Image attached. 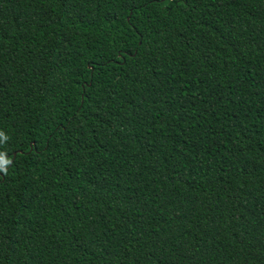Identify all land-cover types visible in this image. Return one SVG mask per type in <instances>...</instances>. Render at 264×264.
Segmentation results:
<instances>
[{"label": "trees", "instance_id": "16d2710c", "mask_svg": "<svg viewBox=\"0 0 264 264\" xmlns=\"http://www.w3.org/2000/svg\"><path fill=\"white\" fill-rule=\"evenodd\" d=\"M0 264H264V0H0Z\"/></svg>", "mask_w": 264, "mask_h": 264}, {"label": "clouds", "instance_id": "9594fccd", "mask_svg": "<svg viewBox=\"0 0 264 264\" xmlns=\"http://www.w3.org/2000/svg\"><path fill=\"white\" fill-rule=\"evenodd\" d=\"M5 137L3 136L2 133H0V140L4 139ZM7 161L3 160L2 157H0V164H6Z\"/></svg>", "mask_w": 264, "mask_h": 264}]
</instances>
